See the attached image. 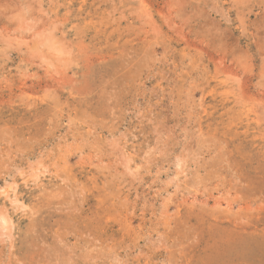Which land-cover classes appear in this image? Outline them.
Here are the masks:
<instances>
[{
    "label": "rangeland",
    "instance_id": "374dc122",
    "mask_svg": "<svg viewBox=\"0 0 264 264\" xmlns=\"http://www.w3.org/2000/svg\"><path fill=\"white\" fill-rule=\"evenodd\" d=\"M0 264H264V0H0Z\"/></svg>",
    "mask_w": 264,
    "mask_h": 264
}]
</instances>
